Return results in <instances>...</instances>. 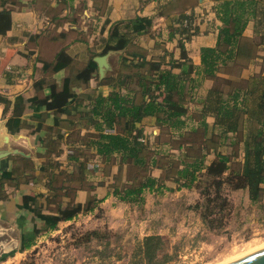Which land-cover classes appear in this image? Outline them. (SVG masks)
Returning <instances> with one entry per match:
<instances>
[{"label":"crops","instance_id":"obj_1","mask_svg":"<svg viewBox=\"0 0 264 264\" xmlns=\"http://www.w3.org/2000/svg\"><path fill=\"white\" fill-rule=\"evenodd\" d=\"M224 3L242 5L233 9V17L245 22L240 37L223 35V29L231 35L236 28L219 18ZM2 10L10 13L11 25L0 35V99L6 101H0V256L13 254L0 264L24 260L34 242L21 250L22 241L32 239L34 230L41 231L36 238L56 232H43L35 212L55 216L91 199L93 213L112 206L128 211L120 223H135L133 235L141 241L165 234L148 216L133 221L132 212L164 211L169 198L174 207L186 208L174 213L176 223H187L181 237L193 229L196 236L211 232L201 216L203 190L218 191L228 202V218L241 207L264 210V195L253 204L247 187L225 182L264 160V0H0ZM184 20L192 32L182 27ZM112 32L124 37L125 46L104 53L116 45ZM203 51L210 52L205 65ZM60 52L70 63L55 70ZM99 57H105L102 75ZM91 60L97 69L84 84L78 74ZM165 73L183 87L181 126L165 129L155 114L134 124L146 141L144 171L155 184L140 195V205L120 201L114 188L138 183L140 167L121 163L120 153L99 154L97 141L100 134L127 135L131 122L121 117L107 128L93 114L95 101L116 93L127 106L152 99L161 104L159 91L144 83ZM65 83L73 97L57 109L54 97ZM220 158L225 170L210 175ZM3 173L13 179L4 180ZM27 198L34 199V211L24 207Z\"/></svg>","mask_w":264,"mask_h":264},{"label":"trees","instance_id":"obj_2","mask_svg":"<svg viewBox=\"0 0 264 264\" xmlns=\"http://www.w3.org/2000/svg\"><path fill=\"white\" fill-rule=\"evenodd\" d=\"M3 4V2L1 1ZM238 9L242 8L241 4L236 6ZM234 4L224 3L221 8L219 7V18L222 20L225 26L230 23H234L236 28L234 32L229 35L228 30L223 29V35L230 36L229 38L240 37L241 30L245 24L242 22V17H236L234 15L233 9L236 8ZM139 23L144 22L142 19L138 20ZM11 18L8 11H0V35H4L10 28ZM142 26L139 24L135 29L140 30ZM116 40V45L106 46L104 53L108 51L121 50L125 46V40L123 36L118 35L116 32H112L110 40ZM210 56L209 51H203L202 62L205 65V57ZM57 65L55 70H58L62 65H68L70 59L62 52H60L57 57ZM97 69L96 63L92 60L80 70L78 74V79L82 83L86 84L95 73ZM153 86L157 92L159 91V96L162 97L161 104H156L152 99L147 104H130L127 106V101L114 93L107 98L98 96L95 101V108L93 114L97 117H101L107 128H112L113 123L116 119H121V117L128 118L130 126L127 130V135L117 136L109 134H100L98 136V153L109 157L111 154L120 153L121 163L132 164L134 166L140 167L138 177L140 181L131 185H125L121 187H115L113 194L123 202L135 203L140 205L142 199L140 195L145 189H152L155 181L147 177V172L145 170L146 156H141L142 150L145 147L140 141V132L135 128V123L139 122L146 115H157L158 121L165 126V129L179 128L181 123L178 122L180 116L185 113L183 107V87L181 81L169 73H165L157 76L156 80H152L147 85ZM54 93V92H53ZM176 93V94H175ZM175 94V95H174ZM54 97V94H53ZM73 94L68 89V85L65 83L62 93L58 98H55V107L61 109L62 106L66 104L68 99L72 98ZM158 97V96H157ZM2 102H6L0 99ZM155 103V104H154ZM17 121L14 120L13 124ZM99 128V127H98ZM164 128V127H163ZM136 130V131H135ZM148 158V157H147ZM225 158H220L219 162L215 163L209 168L210 175H222L225 170ZM12 173H3L2 178L4 180L13 179ZM137 177V178H138ZM16 179V178H15ZM144 179V182L141 180ZM225 182L235 189H241L244 187L248 188L249 198L253 204H260L261 198L264 195V160H257L256 164L252 168H246L241 175H228L225 178ZM214 194V195H213ZM202 195L204 196L203 208L201 205L196 206V209L202 208L201 216L204 224L209 229V231H215L223 227V220L227 218L229 212V204L226 200L219 196V192H210L208 190H203ZM213 195V196H212ZM33 198H27L24 207L31 209L29 205L33 202ZM95 200L91 199L85 206H69L64 210H58V214L55 216L44 215L41 213H36L35 215L43 222L45 229L42 231L56 230L60 222H67L73 220L80 213H92L96 208ZM201 210V209H200ZM262 219H259L261 222ZM41 231L34 230L33 238L24 242L22 241L21 250L24 248H30L31 244L34 242L35 238L39 235ZM89 235H97L96 232L90 233ZM165 248V241L160 236H148L145 237L138 245L137 251L134 253L132 261H136L135 264H164L171 260V256L163 255L160 257L162 251ZM13 252L9 254H3L0 256V262L11 256ZM134 264V263H132Z\"/></svg>","mask_w":264,"mask_h":264},{"label":"rangeland","instance_id":"obj_3","mask_svg":"<svg viewBox=\"0 0 264 264\" xmlns=\"http://www.w3.org/2000/svg\"><path fill=\"white\" fill-rule=\"evenodd\" d=\"M165 203L170 206L164 205V211L150 214L144 207L131 215L135 222L148 216L165 234V248L160 257L166 254L171 260L164 264H227L264 248V227L257 223L264 216V210L254 212V209L241 207L233 218L223 220L222 228L198 236L193 235L197 232L193 229L192 235L181 237L187 223H176L174 213L180 214L186 208L174 207L170 198ZM106 211L92 212L93 216L86 215L57 228L56 232L42 234L35 239L34 247L25 254L24 260L16 264H135L132 259L141 241L133 235L138 234L131 225L135 223H120L129 212L124 214L122 207L115 206ZM113 220L117 221L116 225L108 226ZM93 232L97 235H89Z\"/></svg>","mask_w":264,"mask_h":264},{"label":"water","instance_id":"obj_4","mask_svg":"<svg viewBox=\"0 0 264 264\" xmlns=\"http://www.w3.org/2000/svg\"><path fill=\"white\" fill-rule=\"evenodd\" d=\"M95 61L98 63L99 71L102 75L103 66L105 65V57H99ZM227 264H264V248L252 252Z\"/></svg>","mask_w":264,"mask_h":264},{"label":"built area","instance_id":"obj_5","mask_svg":"<svg viewBox=\"0 0 264 264\" xmlns=\"http://www.w3.org/2000/svg\"><path fill=\"white\" fill-rule=\"evenodd\" d=\"M182 27L185 28V29H187V30L190 29V31H191V29H192L193 26H192V24L190 23L189 20H184L183 21V24H182ZM139 141L142 142V143H145L146 142L145 139H143V138H140ZM261 227H264V219H262V221H261Z\"/></svg>","mask_w":264,"mask_h":264},{"label":"bare ground","instance_id":"obj_6","mask_svg":"<svg viewBox=\"0 0 264 264\" xmlns=\"http://www.w3.org/2000/svg\"><path fill=\"white\" fill-rule=\"evenodd\" d=\"M256 250H257V249H256ZM258 250H259V249H258ZM252 252H253V251H252ZM252 252H251V253H252ZM248 254H249V253H248ZM242 256H243V255H242ZM245 256H246V255H245ZM237 258H238V257H237ZM228 262H231V261H228ZM225 264H226V263H225Z\"/></svg>","mask_w":264,"mask_h":264}]
</instances>
